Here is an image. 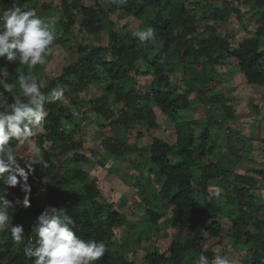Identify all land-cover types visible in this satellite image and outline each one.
Returning <instances> with one entry per match:
<instances>
[{"label": "trees", "instance_id": "trees-1", "mask_svg": "<svg viewBox=\"0 0 264 264\" xmlns=\"http://www.w3.org/2000/svg\"><path fill=\"white\" fill-rule=\"evenodd\" d=\"M248 1L94 0L88 6L62 0L63 15L54 24L34 20L37 5L30 0H0V20L18 12L0 22V264H264V202L257 201L264 136L261 152L253 154L248 137L239 133L242 115L234 106L223 107L233 86L227 67L235 66L247 88L263 92L261 107L254 97L249 104L264 119V0L247 9ZM190 3L204 6L193 10ZM150 8L155 17L144 21ZM43 9L49 12L51 3ZM113 14L125 15L124 35L115 29ZM255 16L260 19L251 32L247 25ZM17 18L29 20L26 29L17 28ZM235 20L244 23L239 42L237 29L229 28ZM104 31L107 46L78 40ZM33 37L37 53L29 56L24 42ZM75 42L79 58L44 87L43 61L53 49ZM216 108L223 109L238 143L230 149L233 165L210 159L219 151V137L210 131ZM157 109L175 125L173 141L162 136L166 127ZM189 109L202 113L204 127L202 121H182ZM99 118L105 119L98 131L102 167L103 158L140 154L133 169L149 186L140 209L128 201L116 208L88 171L65 166L70 155V162L91 161L76 136L88 128L79 121L100 126ZM137 125L147 130L139 135L148 138L146 147L127 139ZM250 126L264 134L260 121ZM24 136L38 151L30 163L9 157ZM121 184L116 179L110 189L116 193ZM140 186L134 189L140 192ZM142 228L161 237L146 246L144 262L128 260L118 234L125 229L134 236Z\"/></svg>", "mask_w": 264, "mask_h": 264}, {"label": "rangeland", "instance_id": "rangeland-1", "mask_svg": "<svg viewBox=\"0 0 264 264\" xmlns=\"http://www.w3.org/2000/svg\"><path fill=\"white\" fill-rule=\"evenodd\" d=\"M17 1V0H16ZM245 1V0H244ZM256 1L259 0H250L247 3L249 5H243L247 6V9L249 7L253 6ZM72 2V1H71ZM106 2V0H105ZM31 4L37 5V13L35 15L34 20H38L40 18H43L46 21L53 22L54 24H57L61 20V15H63V8H62V0H30ZM30 3H26L25 6H28ZM43 3H51V10L49 12L45 11L43 9ZM84 3L88 6H92L94 4V0H84ZM243 4V3H242ZM204 4H189V7L193 10L202 9ZM253 8V7H252ZM199 11V10H198ZM156 10L154 8H150L145 14H144V21H151L155 17ZM18 12L16 9L12 13H7L3 16L4 20H0L1 23H8L11 20V16L17 14ZM246 17L251 19V16L249 13H246ZM125 15L123 14H113L111 16V20L115 22L116 27L115 29L119 32L120 35H124L126 33V28L124 24ZM260 18H253V20L247 25L248 30L251 32H255V29L257 28V21ZM29 20L27 19H21L17 18L15 23L17 25L18 29H26L28 25ZM233 29H237L239 32V35L236 38V41H240L243 36H245V32L243 31L244 23L238 20H235V26L229 27ZM130 30V29H129ZM229 31V30H228ZM108 33L102 32V34L99 36L93 35V34H80L78 36L79 42H82L84 45H90V46H107L108 44ZM138 36V35H137ZM16 37V35L14 36ZM25 48L26 52L29 56H33L37 53L35 46L38 44V37H33L30 40H25ZM264 48V44H263ZM52 58L49 60L43 61V70L41 71L40 77L42 80V85L45 87L46 84L49 82L50 79H54L61 75L63 69L65 66L73 59H78V44L70 43L67 48L63 47H57L52 50ZM227 71L229 73V80L233 81V86L231 89H227L230 94L227 96L228 100L223 102V107L226 110L228 108V105L234 106L236 108V113L242 115V123L240 124V135L241 137L247 136L249 139L248 144V150H252L253 154L260 153V139L264 136L262 134V129L257 128L256 126H250L251 123H255L260 121L261 124H264V119L262 117H257V114L254 112L253 109H251L249 102L250 97H254L257 100L258 105L261 107L262 102L261 99L263 98V92L257 93L256 91L253 92L249 88H247V85L245 82H242V77L240 74H238V70L235 68V66H228ZM19 72V71H18ZM232 72V73H230ZM228 77V76H227ZM148 78L142 79L143 82H146ZM243 83V84H242ZM93 96H99V92L95 90V87H92ZM158 112V118L159 121L162 123V126L166 127V130L162 129V136L165 137L169 141H173L176 138V127L175 125L169 124L167 118L164 117V115L161 113L159 109H157ZM212 116L215 121L211 122L210 125V131L212 133H215L219 137V151L216 154H213L210 159L213 160H222L225 162V164L230 163L233 165L235 161L234 155L231 153L230 149L234 148L236 142L234 141L233 130L229 128L231 124L226 122L224 119L223 109L220 108L215 109V113ZM182 119L183 122L187 120H198L202 121V127L206 125V118L202 115V113L198 112V110H185L183 112ZM92 118L94 120V114H92ZM99 125H96L91 119L86 121H79V123H82L83 127L87 126V130L82 135L76 136V140H83L84 142V151L87 156L91 158V161L87 164L85 163H75L70 162L71 159H69L70 156H67L64 160H67L65 162V166L68 169H78V170H84L88 171L90 173V178L93 180H98V185L101 191H103L107 197H104L105 201H108L110 203H115L114 205L116 208H119L120 202L128 201L132 204L138 206V209H140L141 204L140 201L146 194V190H149V186L146 185V181L142 177H139L140 171L133 169V166L136 165V163L140 161V154H130L128 153L123 158H117L115 156L108 158H103V162H105V167L101 166L98 162L102 161V156L105 150L102 147V141L104 140L103 137L99 136L98 131L101 130V124L105 125V119L99 118ZM238 127V125H236ZM203 129V128H201ZM110 130L107 129L105 132L108 133ZM264 132V129H263ZM142 133V135L147 134L146 128H144L142 125H137L134 130L129 131L127 134V139L130 142H136L138 147H143L145 145L149 144L148 138L139 139V135ZM123 134V132L121 133ZM147 137V136H144ZM34 140L26 139V136L21 138V145L17 150V153H12L9 155L11 160H20L21 163H30L35 159V157H38V151L35 146ZM98 150V154H93L92 150ZM3 155V154H2ZM1 155V156H2ZM69 159V160H68ZM239 171V170H238ZM146 175H148V172L145 171ZM124 176V177H123ZM118 177V178H117ZM120 179L122 181V184L120 185L119 191L114 193L110 189L112 183L116 180ZM124 182V183H123ZM127 186H126V185ZM138 185H141L142 187L141 191L138 192L134 189V187H137ZM118 184L114 185V187H117ZM261 189L257 191V201L264 202V183L261 184ZM156 193L155 189H152V197ZM162 226V224H161ZM225 227L230 228L231 225L228 221H225ZM144 228H142L143 230ZM160 229V228H159ZM158 231V230H156ZM151 231H141L136 230V232H132L135 234L134 236L131 235V233H127L126 230H122L118 234L119 241L122 242V246L120 249V253L123 254L128 258V260H137L140 262H144L143 260L146 258L149 251L145 250L146 246H150L151 242L155 238L161 237V232H159L156 235L150 234ZM49 233H51V229L49 230ZM48 233V234H49ZM126 233V234H125ZM152 235V236H151ZM140 236L142 237L141 239ZM147 239H150L147 241ZM148 244L146 245V243ZM213 244V243H212ZM238 248H240L238 246ZM240 254H242L241 249H237ZM248 254H246L247 256Z\"/></svg>", "mask_w": 264, "mask_h": 264}, {"label": "clouds", "instance_id": "clouds-1", "mask_svg": "<svg viewBox=\"0 0 264 264\" xmlns=\"http://www.w3.org/2000/svg\"><path fill=\"white\" fill-rule=\"evenodd\" d=\"M21 230H22V229H21ZM21 230H20V232H21ZM21 233H22V232H21ZM30 238H31V237H29V238L26 240L27 243H30V242H29V239H30ZM32 238H33V237H32ZM33 242H34V238H33ZM30 244H31V243H30Z\"/></svg>", "mask_w": 264, "mask_h": 264}, {"label": "built area", "instance_id": "built-area-1", "mask_svg": "<svg viewBox=\"0 0 264 264\" xmlns=\"http://www.w3.org/2000/svg\"><path fill=\"white\" fill-rule=\"evenodd\" d=\"M21 232H22V230H21ZM29 242L33 243V238L32 237L29 239Z\"/></svg>", "mask_w": 264, "mask_h": 264}]
</instances>
